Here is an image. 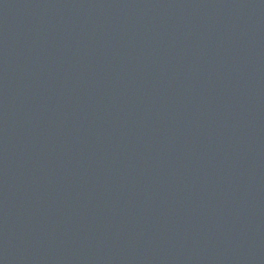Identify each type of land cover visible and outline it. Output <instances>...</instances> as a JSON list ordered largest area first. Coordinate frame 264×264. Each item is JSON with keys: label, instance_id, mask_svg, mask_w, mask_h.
Listing matches in <instances>:
<instances>
[{"label": "water", "instance_id": "water-1", "mask_svg": "<svg viewBox=\"0 0 264 264\" xmlns=\"http://www.w3.org/2000/svg\"><path fill=\"white\" fill-rule=\"evenodd\" d=\"M0 264H264V0H0Z\"/></svg>", "mask_w": 264, "mask_h": 264}]
</instances>
